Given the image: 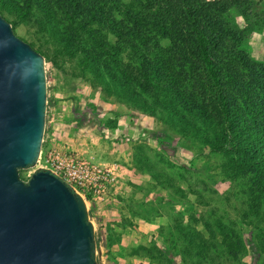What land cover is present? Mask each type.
Wrapping results in <instances>:
<instances>
[{
	"label": "rangeland",
	"instance_id": "1",
	"mask_svg": "<svg viewBox=\"0 0 264 264\" xmlns=\"http://www.w3.org/2000/svg\"><path fill=\"white\" fill-rule=\"evenodd\" d=\"M51 11L46 17L61 23ZM43 14L35 7L22 16L0 10L13 35L44 61L43 146L38 164L19 170V179L44 170L49 153L116 166V185L103 200L83 195L101 264H264V199L256 197L250 175L233 172L227 157L203 144L213 129L204 125V136L194 135L193 121H180L171 103L154 117L135 108L125 94L134 90L81 67L80 57L51 39ZM227 20L245 26L234 8ZM240 48L264 62V28L246 34ZM224 236L240 245L236 259L225 255Z\"/></svg>",
	"mask_w": 264,
	"mask_h": 264
},
{
	"label": "trees",
	"instance_id": "2",
	"mask_svg": "<svg viewBox=\"0 0 264 264\" xmlns=\"http://www.w3.org/2000/svg\"><path fill=\"white\" fill-rule=\"evenodd\" d=\"M31 7L44 13L51 39L80 57L81 67L131 87L135 93L125 94L135 108L154 117L174 104L172 113L193 121L190 129L201 138V127L209 125L213 137L202 138L203 144L227 157L233 172L250 175L256 197L264 199V62L240 48L246 34L264 28L261 1L0 0L8 14L27 15ZM231 8L244 27L227 20ZM51 10L61 23L46 17ZM222 244L225 255L236 259L238 242L224 236Z\"/></svg>",
	"mask_w": 264,
	"mask_h": 264
},
{
	"label": "water",
	"instance_id": "3",
	"mask_svg": "<svg viewBox=\"0 0 264 264\" xmlns=\"http://www.w3.org/2000/svg\"><path fill=\"white\" fill-rule=\"evenodd\" d=\"M44 61L0 17V264H98L84 201L39 157L45 126Z\"/></svg>",
	"mask_w": 264,
	"mask_h": 264
},
{
	"label": "built area",
	"instance_id": "4",
	"mask_svg": "<svg viewBox=\"0 0 264 264\" xmlns=\"http://www.w3.org/2000/svg\"><path fill=\"white\" fill-rule=\"evenodd\" d=\"M39 157L35 164H38ZM41 164L44 170L49 171L58 178L73 193L78 195L83 201V195L91 194L96 200H103V196L108 188L116 185V166L101 168L91 165L84 160H74L62 158L59 155L48 154ZM85 203V202H84Z\"/></svg>",
	"mask_w": 264,
	"mask_h": 264
}]
</instances>
